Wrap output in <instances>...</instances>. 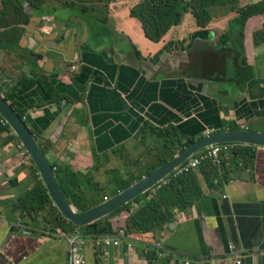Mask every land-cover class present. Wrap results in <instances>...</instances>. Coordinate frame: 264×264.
I'll use <instances>...</instances> for the list:
<instances>
[{
  "label": "crops",
  "instance_id": "0c3cea01",
  "mask_svg": "<svg viewBox=\"0 0 264 264\" xmlns=\"http://www.w3.org/2000/svg\"><path fill=\"white\" fill-rule=\"evenodd\" d=\"M43 1L15 50L22 61L0 45V95L10 107L27 110L24 123L52 165L82 172L113 192L115 178L132 185L147 176L136 170L148 172L149 152L163 144L142 138L144 123L175 126L186 143L250 120L264 122V42L245 37L246 84L220 87L205 78L206 68L224 65L226 55L215 46L237 13L214 17L205 30L186 14L169 37L153 43L130 17L136 0H82L107 6L102 16L91 14L89 25L70 0ZM259 1L242 0L239 7ZM263 16L251 18L246 29L262 31ZM199 45L205 47L197 51ZM229 58L228 65L235 64V53ZM41 75L61 96L59 104L36 107L47 102L37 83ZM16 143L11 130L0 133V264H67L66 232L53 221L57 212L50 207L32 218L20 215L16 202L32 188L33 164L19 157ZM254 155L251 167L234 169L227 154L224 169L211 178L191 170L203 194L195 204L175 211L177 218L156 234L127 233L119 248H95L89 240L86 264H264V148Z\"/></svg>",
  "mask_w": 264,
  "mask_h": 264
},
{
  "label": "trees",
  "instance_id": "16d2710c",
  "mask_svg": "<svg viewBox=\"0 0 264 264\" xmlns=\"http://www.w3.org/2000/svg\"><path fill=\"white\" fill-rule=\"evenodd\" d=\"M70 1L68 2V6L71 9L81 10L83 15L94 12L93 9L90 10L89 7L91 5L89 3L79 0ZM136 1L137 3L130 9V17L141 24L145 37L153 43H159L172 28L179 26L186 14H191L196 21L197 27L205 30L209 28L213 18L218 15V9H222L223 13H237L238 16L229 24V26L231 25L230 30L225 31L217 39L215 46L220 51V57L226 55L224 65L221 68L217 66L215 71L212 72H209L206 68L204 73L206 79H213L214 82L219 83L220 87L232 82L236 83V87H238L248 82L250 76L248 74L249 66L244 50V31L247 22L251 18L264 15V0L248 4L245 7H239L238 0ZM43 4V0H0V45L6 48L5 50H1L6 56H13L22 61V57L15 50H21L19 43L25 34L24 27L29 25L34 15L42 11ZM106 20L108 22V19L104 18L105 22ZM88 22L90 23L89 18H87V24ZM232 24H238L241 29L238 32L231 30L233 28ZM253 40L254 43H263L264 32L256 31L253 35ZM212 49L214 48L212 47ZM232 53H235V64L231 62L228 65L230 60L229 55L232 56ZM26 78L27 75L23 74L20 81ZM37 83L47 97L46 104L36 106L37 108H45L46 105L52 106L60 103L61 96L55 93L43 75L37 78ZM11 108L17 113L20 119L25 116L27 111L13 106ZM230 129L237 131V128L234 126L230 127ZM4 131L10 132L9 127H2L0 124V133ZM140 133L143 139L151 136L155 140L162 139L163 142L160 145V149H154L149 152L150 157L153 159L151 162L153 164L147 175L172 160L177 154L183 152L188 145L194 142V139H189L185 143V138L178 128L172 125L160 128L153 127L149 123H144L140 129ZM236 150L233 147L228 154L233 157ZM240 150L237 154L241 157L238 163H241L243 168L251 167L255 157V148L240 147ZM224 166L225 163L217 167L211 161H205L201 163L199 168L206 178H211L219 170H223ZM32 168V188L18 198L16 202L20 215L32 218L37 213L51 207L52 210L57 212V216L53 219L55 225L66 233L78 229L84 234L91 231L95 236L112 235V233L119 230H124L126 234H156L160 231V228L177 218L175 211H186L203 195L197 177L193 174L194 172L190 171L176 177H174L175 173H172L167 177L169 181L167 184L160 183V187L157 185L155 189L144 193L113 214L86 227L78 228L70 224L58 213L51 199L48 197L35 167L33 166ZM51 168L63 194L78 212L86 211L98 204L94 198H87L93 197L94 195H91L92 193H98L99 191H104V189L100 186L92 185L89 179H85L83 176L84 173H75L70 167L65 169L51 165ZM141 179L142 176L138 178V181ZM113 183L118 186V189L116 188L113 193L114 195L131 186L119 178H115ZM90 185L92 190L86 192ZM120 218L124 219L120 220Z\"/></svg>",
  "mask_w": 264,
  "mask_h": 264
},
{
  "label": "water",
  "instance_id": "95a60500",
  "mask_svg": "<svg viewBox=\"0 0 264 264\" xmlns=\"http://www.w3.org/2000/svg\"><path fill=\"white\" fill-rule=\"evenodd\" d=\"M204 47V45H199L196 50L198 51ZM132 57L135 58L133 54ZM0 118L13 132L17 142L22 146L29 157L48 197L51 199L58 213L66 221L78 228L86 227L87 225L93 224L113 214L142 196L144 193L155 189L157 185L162 183L176 169L181 167L189 158L208 147L220 144H239L251 148H264L263 134L259 135L250 131L243 132V130L207 134L203 138L188 145L183 152L177 154L172 160L163 164L153 173L135 182L127 189L118 192L116 195L106 199L95 207L89 208L83 212H78L63 194L57 179L54 177L51 165L46 161L45 155L34 135L1 95Z\"/></svg>",
  "mask_w": 264,
  "mask_h": 264
},
{
  "label": "built area",
  "instance_id": "2783aa9c",
  "mask_svg": "<svg viewBox=\"0 0 264 264\" xmlns=\"http://www.w3.org/2000/svg\"><path fill=\"white\" fill-rule=\"evenodd\" d=\"M75 59L76 58H74V60ZM71 70H74V66L71 67ZM21 120L24 121L25 118L23 117ZM0 124L2 127L7 126L2 119H0ZM16 148L19 157L26 158L27 154L19 143H16ZM230 150L231 145L229 144H220L208 147L200 153L192 156L186 165H182L176 169L173 172L175 173L174 177L197 169L201 163L205 161H211L214 165L220 167L222 165L223 157L226 156ZM168 182V178H166L162 183L167 184ZM61 237L67 247V264H86L85 251L88 247L89 240H91L92 245L95 248H119L122 240L127 239V235L124 230L117 231L116 236L113 237L112 235H99L91 238L88 234H84L80 230L76 229L70 233H61ZM230 251L233 252L234 249L231 247Z\"/></svg>",
  "mask_w": 264,
  "mask_h": 264
},
{
  "label": "rangeland",
  "instance_id": "374dc122",
  "mask_svg": "<svg viewBox=\"0 0 264 264\" xmlns=\"http://www.w3.org/2000/svg\"><path fill=\"white\" fill-rule=\"evenodd\" d=\"M79 1H82V0H79ZM242 0H238V3H240ZM244 2L246 1V0H243ZM83 2V1H82ZM89 5H91L89 8H90V10L91 9H93L94 11H95V9H97V11H95V12H89V13H85L84 15L81 13V10L79 11L78 9H74L75 11H76V16L77 15H80V16H82V17H84V16H87V18H90V16H91V14H93V15H97V16H102L103 14H105L106 13V11H107V6H105V7H103L102 5H96L95 7L93 6V4L92 3H89ZM99 6H102V7H99ZM102 8H104L103 9V12H102ZM217 19L216 20H219V19H221V15L223 14V10L222 9H218V11H217ZM229 15H228V18L231 16V14L230 13H228ZM76 18H78L79 20L80 19H84V18H80V17H76ZM87 18H86V21H87ZM105 18H107L108 19V21H109V18H108V16L107 15H105ZM263 18H264V16H263ZM99 19L100 18H98V21H99ZM104 21V20H103ZM101 25H103V23H100V24H98L97 26H101ZM141 25V24H140ZM232 26H233V28H231V30H233V31H236V32H238L241 28H240V26L237 24H232ZM230 27H231V25L228 27V30H230ZM142 28V27H141ZM108 28L106 27V29L105 30H107ZM261 32H264V29H262V31ZM254 33L255 32H251L250 31V29H246L245 28V31H244V36L249 40V41H251V40H253V35H254ZM171 35V32L168 34V36L167 37H169ZM250 36H252V37H250ZM243 128V129H242ZM245 128H247V129H249V128H251V132L252 133H256V131H259V133H257V134H263L264 135V122H261V121H259V120H257V121H255V120H250V121H248L247 122V124L244 126V127H239V129L237 128V131L239 130V131H242L243 130V132H246L247 130H245ZM233 131V130H232ZM221 132H226V131H220V133ZM219 133V132H218ZM261 134V135H262ZM231 145V149L233 148V147H235L237 150H236V153L233 155V165H234V169L237 167V164H238V161H239V159L241 158V157H239V155H237L238 154V152L239 151H241L240 150V145L239 144H236V145H232V144H230ZM43 152V151H42ZM44 153V152H43ZM46 154V153H45ZM44 154V155H45ZM47 155V154H46ZM46 155H45V158H46V161L49 163V164H51L52 165V161H51V158H49L48 157V155H47V157H46ZM229 155V154H228ZM26 158H29V157H27L26 156ZM145 166H143V167H141V168H139V169H137L136 171H138L139 173H141V174H144V175H147L148 173H149V171L147 172L146 171V168H144ZM197 170H199V167L197 168V169H195L194 170V172L195 171H197ZM91 189H92V187H91ZM108 189V188H107ZM107 189H106V191H99L98 193H92L91 195H94L93 197H90V198H87V199H92V198H94V200L96 201V200H98L97 201V203L98 204H100V203H102V202H104L105 201V199H103V198H105L106 196V198H111L114 194V192H115V189L113 190V192L112 191H107ZM103 200V201H102ZM97 204V205H98Z\"/></svg>",
  "mask_w": 264,
  "mask_h": 264
},
{
  "label": "clouds",
  "instance_id": "9594fccd",
  "mask_svg": "<svg viewBox=\"0 0 264 264\" xmlns=\"http://www.w3.org/2000/svg\"><path fill=\"white\" fill-rule=\"evenodd\" d=\"M18 143V142H17Z\"/></svg>",
  "mask_w": 264,
  "mask_h": 264
}]
</instances>
